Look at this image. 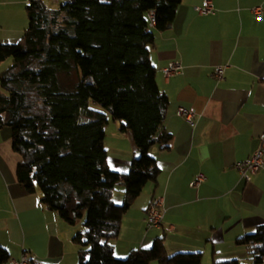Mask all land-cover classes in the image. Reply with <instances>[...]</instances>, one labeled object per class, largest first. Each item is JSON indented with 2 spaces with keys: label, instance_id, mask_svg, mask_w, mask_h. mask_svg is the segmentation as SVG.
Returning <instances> with one entry per match:
<instances>
[{
  "label": "crops",
  "instance_id": "crops-1",
  "mask_svg": "<svg viewBox=\"0 0 264 264\" xmlns=\"http://www.w3.org/2000/svg\"><path fill=\"white\" fill-rule=\"evenodd\" d=\"M201 2L182 0L170 28L155 31L150 59L169 99L164 126L172 138L168 148L150 149L160 170L122 218L112 240L117 258L162 238L168 254L202 252L201 264L233 258L253 264L236 239L264 222V166L246 181L235 164L255 152L264 134V0H213L207 14L197 12ZM28 3L0 0V44L17 41L29 26ZM256 5L262 6L260 18L250 10ZM171 61L181 70L165 79L162 69ZM8 64L0 62V70ZM218 65L224 66L220 80L213 76ZM179 106L197 111L193 124L178 116ZM114 122L104 125L108 164L126 173L138 150L131 132ZM10 134L0 128V246L9 260L26 253L43 264H78L74 235L83 226L64 222L38 191L28 193L18 182L20 156ZM199 172L205 180L191 187ZM123 189L122 183L115 187V203L123 202ZM156 195L164 200L163 225L148 228L146 209Z\"/></svg>",
  "mask_w": 264,
  "mask_h": 264
},
{
  "label": "trees",
  "instance_id": "trees-1",
  "mask_svg": "<svg viewBox=\"0 0 264 264\" xmlns=\"http://www.w3.org/2000/svg\"><path fill=\"white\" fill-rule=\"evenodd\" d=\"M182 0H59L55 9L29 0V26L15 42L0 44V128L11 130L20 156L16 175L28 193L69 225L78 264H201L202 252L168 254L162 238L153 246L114 254L128 207L159 166L150 149L168 148L164 126L169 99L150 59L155 31L170 28ZM150 11L154 25L150 24ZM109 114L129 131L138 150L126 173L112 170L104 146ZM124 199H112L117 184ZM253 264L264 263V222L236 239ZM9 260L0 246V264ZM212 264H242L237 259Z\"/></svg>",
  "mask_w": 264,
  "mask_h": 264
},
{
  "label": "built area",
  "instance_id": "built-area-1",
  "mask_svg": "<svg viewBox=\"0 0 264 264\" xmlns=\"http://www.w3.org/2000/svg\"><path fill=\"white\" fill-rule=\"evenodd\" d=\"M59 1V0H55ZM200 14L212 13L214 11L213 0H202L201 4L196 8ZM251 12L257 17H261L262 6L256 5L251 7ZM150 24L154 25L153 12L150 11ZM163 78L168 79L170 76L177 74L181 70V64L178 61H171L166 67L162 69ZM224 66L218 65L213 71V76L220 80L223 78ZM178 116H182L187 122L193 124L194 118L197 116V111L193 107L179 106L177 108ZM264 166V134L260 136V145L252 153V155L244 160L238 161L235 168L240 175L249 181L250 177L258 172ZM205 180V175L201 172L196 173L192 180L189 182L191 187H196L198 184ZM163 196H153L146 209L145 223L148 228L159 227L163 225L164 218V205ZM8 264H43L39 260H30L26 253H23L18 259H10Z\"/></svg>",
  "mask_w": 264,
  "mask_h": 264
},
{
  "label": "rangeland",
  "instance_id": "rangeland-1",
  "mask_svg": "<svg viewBox=\"0 0 264 264\" xmlns=\"http://www.w3.org/2000/svg\"><path fill=\"white\" fill-rule=\"evenodd\" d=\"M43 2L45 3L44 5L47 6V8H50V9H55L59 6V1H55V0H43ZM11 59H8V61L10 62ZM108 123H109V126L112 125L114 122V120H112L111 116L109 114H107V120ZM117 125H118V121H116ZM108 131L110 130L109 127L106 128ZM116 189H119V184L116 186ZM119 204V203H118ZM82 220L84 219H81L79 222L80 225H82ZM155 262V261H153ZM156 263V262H155Z\"/></svg>",
  "mask_w": 264,
  "mask_h": 264
}]
</instances>
